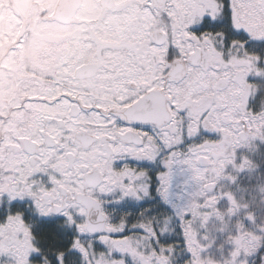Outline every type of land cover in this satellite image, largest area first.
I'll use <instances>...</instances> for the list:
<instances>
[{
    "label": "snow or ice",
    "instance_id": "6c2138e0",
    "mask_svg": "<svg viewBox=\"0 0 264 264\" xmlns=\"http://www.w3.org/2000/svg\"><path fill=\"white\" fill-rule=\"evenodd\" d=\"M79 2L91 10L66 60L63 32L35 65L17 59L62 16L9 21L0 264H199L212 213L235 201L222 186L240 146L264 144V0ZM254 220L226 264H264Z\"/></svg>",
    "mask_w": 264,
    "mask_h": 264
},
{
    "label": "flooded vegetation",
    "instance_id": "af4514ba",
    "mask_svg": "<svg viewBox=\"0 0 264 264\" xmlns=\"http://www.w3.org/2000/svg\"><path fill=\"white\" fill-rule=\"evenodd\" d=\"M44 9L48 10L50 16H62L61 25L38 35L27 49L19 53L17 59L20 62L26 61L35 65L39 54L55 46L62 32L65 33V42L60 45L59 54L65 60L73 55V46L77 45L82 38V33L75 30L74 26L81 18H87L91 10L88 4L81 3L79 0H76V2H73V0H64V2H61V0H12V6L9 7L4 0H0V69L12 66L13 72H15L12 57L9 56L7 50L9 40H15L19 35L18 32L14 31L13 25L9 23L10 20H14V14L21 17L25 26L30 27ZM13 79L24 80L26 75H14ZM255 91L256 88L253 86V92ZM260 91L264 94V88H261ZM18 93V87H9L0 93V102L14 97ZM7 131V127H0V136H3ZM253 144H255L254 141H248L240 146V157L243 160L246 159V154L249 153V149ZM237 216L243 219L241 214L237 213Z\"/></svg>",
    "mask_w": 264,
    "mask_h": 264
},
{
    "label": "rangeland",
    "instance_id": "374dc122",
    "mask_svg": "<svg viewBox=\"0 0 264 264\" xmlns=\"http://www.w3.org/2000/svg\"><path fill=\"white\" fill-rule=\"evenodd\" d=\"M242 168L243 171L238 162V166L231 170L234 175L239 174V180L235 185L225 183L222 186L226 194L235 196V201L232 202L228 211L221 210L212 213L214 219L208 224L207 240L199 241L208 247L207 253L199 264H226L234 237L239 231L245 230L243 219L237 216V213L249 219L255 213V220L248 230L264 226V145L260 146V151H256L255 144L250 147ZM225 179H231V177ZM225 206L221 205V208ZM199 228L200 224H196L192 236L193 241L197 239L195 232Z\"/></svg>",
    "mask_w": 264,
    "mask_h": 264
}]
</instances>
